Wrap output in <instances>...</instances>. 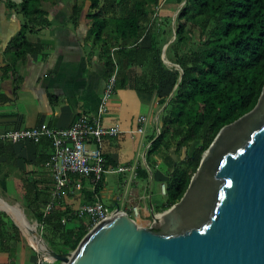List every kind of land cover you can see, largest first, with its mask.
I'll return each instance as SVG.
<instances>
[{"label": "trees", "instance_id": "1", "mask_svg": "<svg viewBox=\"0 0 264 264\" xmlns=\"http://www.w3.org/2000/svg\"><path fill=\"white\" fill-rule=\"evenodd\" d=\"M7 1L8 7L22 20L19 34L8 45L7 55L20 63L43 51L41 45L29 40L51 25L43 3L51 1L57 5L62 0ZM71 1L74 2L72 22L75 26L88 22L86 42L98 50L108 80L117 70L114 92L130 91L139 99L155 97L163 107L160 133L154 129L146 142L149 145L146 159L153 177L160 174L159 180L166 184V198L155 208L156 213H164L182 199L203 154L221 129L251 112L261 97L264 0H176L177 12L162 5L166 0ZM169 36H174V40ZM189 36L202 46L188 49ZM166 45H169L167 60L174 68L162 58ZM15 78L18 90L21 77L15 75ZM54 99L57 98L51 97V101ZM11 145L16 144L0 141L3 195L15 168L11 164ZM173 149L177 156L185 157L172 170L156 172L159 160L170 156ZM50 158L37 163L38 170L45 173L39 180L32 179L29 172L23 173L22 190L25 208L42 226L39 231L43 239L48 240L54 252L64 255L75 251L92 227L88 218H79L73 210L64 207L65 200L71 198L68 188L60 206L44 217L42 209L53 192V180H45L47 173L52 176L47 167ZM139 170L148 180V170ZM12 234L21 237L11 218L0 211V251Z\"/></svg>", "mask_w": 264, "mask_h": 264}, {"label": "crops", "instance_id": "2", "mask_svg": "<svg viewBox=\"0 0 264 264\" xmlns=\"http://www.w3.org/2000/svg\"><path fill=\"white\" fill-rule=\"evenodd\" d=\"M13 1L21 2V0ZM43 9L51 25L29 39L31 43L41 45L43 51L40 54L28 56L25 61L15 63L9 59L7 49L10 41L19 34L22 20L8 7L7 0H3L0 4L1 132L30 129L42 124H48L53 129L68 128L79 116L95 115L102 101L108 82L107 71L98 50L93 49L91 44L86 42L90 29L88 22L82 21L79 26L73 24L74 2L71 0H62L57 5L46 1L43 3ZM15 75L21 77L18 90ZM51 97L58 100L51 101ZM157 105H159L157 98L139 99L130 91H123L112 96L103 121L107 127L120 126L122 133L118 138L109 139L105 144L106 173L103 181L98 185L96 193L91 190L92 184L89 180L82 181L84 191H77L71 185L68 187L71 198L65 200L64 207L67 206L75 212L80 205L92 203L96 197H99L113 211L119 208L122 211L131 212L135 206H138L140 209L138 221L145 222L152 219V213H156L155 208L159 207L162 202L154 203L148 196V192L139 194L137 187L140 184L138 181H147L139 169H147L149 178H153L146 159L149 148L146 142L154 132L150 116L153 110L157 109ZM139 109L146 110L144 113L147 112V114L139 113ZM141 114L149 120L143 143L145 144V149L143 147L145 150L144 165L135 160L136 156L133 152L130 154V142L133 143L135 149L134 142L144 137L132 133L137 129L136 120ZM158 127L157 123L155 129ZM9 151L13 156L11 164L15 168L13 176L8 180V189L4 196L6 197L13 189L23 201V203L18 202L27 211L21 177L24 172H29L30 177L36 180L44 176L45 173L42 174L38 170L37 163L42 158L43 160L50 158L53 153L52 144L48 139H44L41 145L23 142L11 145ZM4 159L5 157H2L1 161ZM159 162L160 165L156 172L163 173L165 170L163 167L170 171L178 161L175 156L170 155ZM120 169L123 171L119 172ZM126 172H130L131 175L123 177V173ZM107 174H120V177L115 181H110L106 178ZM46 175L48 177L45 176V180H53L49 173ZM53 185L54 180L51 189ZM0 195H3L1 186ZM104 200L110 203L106 204ZM11 221L18 228L12 219ZM24 231L27 238L31 240L25 228ZM8 240L9 243H6L0 251V264L36 263L39 255L22 233L21 237L12 234ZM34 246L37 247L36 243Z\"/></svg>", "mask_w": 264, "mask_h": 264}, {"label": "water", "instance_id": "3", "mask_svg": "<svg viewBox=\"0 0 264 264\" xmlns=\"http://www.w3.org/2000/svg\"><path fill=\"white\" fill-rule=\"evenodd\" d=\"M0 210L61 264H264V89L251 112L221 129L182 199L152 213L149 227L118 208L62 255L19 207L0 199Z\"/></svg>", "mask_w": 264, "mask_h": 264}, {"label": "built area", "instance_id": "4", "mask_svg": "<svg viewBox=\"0 0 264 264\" xmlns=\"http://www.w3.org/2000/svg\"><path fill=\"white\" fill-rule=\"evenodd\" d=\"M117 82V70L109 78L102 101L95 115L85 114L79 116L70 127L64 129H53L48 124L30 129H20L9 132L0 131V141L13 144L32 143L40 144L48 139L53 148V153L47 167L53 180V192L51 201L42 209L44 217L53 213L67 195V188L71 185L77 191H84L83 180H89L92 191H98V185L103 181L106 173L104 147L106 139L118 138L122 130L120 126L107 127L104 124V115L108 112L109 102L114 94ZM149 120L141 116L137 120V129L133 134L144 136ZM160 133V129H157ZM123 171V169H120ZM77 179V180H73ZM166 194V185L162 187ZM114 211L106 206L99 197L92 203L80 205L75 211L79 218H88L91 229L112 217ZM137 221L140 217V209L135 206L130 212ZM63 224L66 220L62 221ZM39 225V223H37ZM34 250L39 252L35 246ZM40 256L35 264H54V259L46 253L39 252Z\"/></svg>", "mask_w": 264, "mask_h": 264}, {"label": "rangeland", "instance_id": "5", "mask_svg": "<svg viewBox=\"0 0 264 264\" xmlns=\"http://www.w3.org/2000/svg\"><path fill=\"white\" fill-rule=\"evenodd\" d=\"M162 5H165L169 10H172V11H176L177 8H178V4H177L176 0H168V1L166 0V1L163 2ZM176 15H177V13L175 14V16ZM169 38L171 39V41L174 40V36H171V37L169 36ZM191 39H192V36H189L187 42H188V45L189 44L190 45L188 46V49L195 50V49H199L202 46L201 43H199L198 40L195 39L194 41L193 40L191 41ZM190 41H191V43H190ZM165 54H166V57L164 58V60L168 62V60H167V52ZM162 58H163V55H162ZM166 64L170 68H174V66L171 63H166ZM113 95H116V93L114 92ZM162 110H163V107H161L160 105H157V109L153 110L151 116L147 115V116L151 117L150 119H151L153 130L155 129L157 123L160 126L159 119H160V116L162 114ZM145 111L146 110H141V109L138 110L139 113L147 114V112L144 113ZM138 112H136V113L139 114ZM142 114L139 117H141ZM104 117H105V115H104ZM147 127H148V125H147ZM149 128L151 129V126H149ZM141 138H143V139H141ZM141 138H139L138 140H136L134 142L135 149H134L133 143L130 142V144H131L130 154H131V152H133L135 154V156H136L135 160L137 162L141 163V165H144V159H143V155L144 154L143 153L145 151L144 150L145 149V144H143V143H144L145 136L141 137ZM143 147H144V149H143ZM170 155L175 156L178 162L181 161L185 157V155L177 156L175 154L174 149L171 151ZM133 162H135V161H133ZM119 164H121V163H119ZM163 168L165 170L167 169L166 167H163ZM125 175H131V174H130V172H126V173H123L122 176L124 177ZM118 177H120V174H107L106 175V178H108L110 181H115V180L118 179ZM138 183H140L139 186L137 187L138 188L137 189L138 193L139 194H146V192H148V196L151 197V200L154 203L158 202V201L163 202L164 198H166V194H163V191H162L163 185H166V184H162L163 181H160L158 176H155L152 179L149 178V180H147L146 182L138 181ZM133 187H135V186H133ZM2 196L0 195V199L1 200L5 201L6 203H8L11 206L19 207L25 213V215H26L27 219L30 221L31 225L32 226H37L38 233L41 235V231H39V229H41L42 226L38 225L37 224L38 222L36 221V218L34 217V215L30 211H25V209L22 206V204L18 202V201H20V202L23 203L22 199L19 197L20 195H18L13 189H11V191L8 193V195L6 197L4 195H2ZM104 202L106 204L110 203L108 200H104ZM155 214H160V213H155ZM133 217H134V215H133ZM151 222H152V219L150 221H145V222L139 220V224L144 226V227H149ZM44 233L47 234L46 230L44 231ZM43 240L49 246V248L52 249V245L49 244L48 240L46 238H44ZM37 254L40 256L39 252H37ZM54 264H61V262L60 261H56Z\"/></svg>", "mask_w": 264, "mask_h": 264}, {"label": "bare ground", "instance_id": "6", "mask_svg": "<svg viewBox=\"0 0 264 264\" xmlns=\"http://www.w3.org/2000/svg\"><path fill=\"white\" fill-rule=\"evenodd\" d=\"M12 212V211H11ZM139 222V221H138ZM24 228L28 231V233H29V229H30V227L29 226H24ZM36 245H37V247H40V245L39 244H37L36 243Z\"/></svg>", "mask_w": 264, "mask_h": 264}]
</instances>
